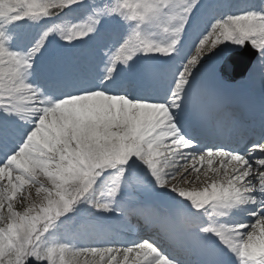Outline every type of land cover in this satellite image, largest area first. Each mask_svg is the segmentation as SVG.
Listing matches in <instances>:
<instances>
[{
    "label": "snow or ice",
    "instance_id": "obj_1",
    "mask_svg": "<svg viewBox=\"0 0 264 264\" xmlns=\"http://www.w3.org/2000/svg\"><path fill=\"white\" fill-rule=\"evenodd\" d=\"M248 47L264 70V3L0 0V264H264V112L235 144L205 125Z\"/></svg>",
    "mask_w": 264,
    "mask_h": 264
},
{
    "label": "rangeland",
    "instance_id": "obj_2",
    "mask_svg": "<svg viewBox=\"0 0 264 264\" xmlns=\"http://www.w3.org/2000/svg\"><path fill=\"white\" fill-rule=\"evenodd\" d=\"M241 50H236L234 52H230V54L241 51ZM252 51H254V49H252ZM226 59H225V61H226ZM210 73L211 72L209 71L206 74V87L208 90L212 86L211 82H210V79H211ZM256 83H257L256 78L253 75H249V73H248V75L245 77L244 81L240 82V89H242L243 91H247L251 87L252 91L253 90L254 91L250 94V97H248V96L247 97L249 99L254 98L253 101L255 102L256 106L264 108V100L260 99L258 96H254L256 93H259V91H261V90H259V87L256 85ZM239 93H240L239 96L243 95L241 92H239ZM132 194L134 195L133 196L134 199H132L128 202L129 207H135L138 203L142 202L140 195H137L134 192ZM156 207L158 208V210L161 213H166L168 211V209L164 208L163 206L156 205ZM89 211H91V209H89ZM105 215L108 216L110 214H105ZM136 219H138L137 222H136ZM133 223H135V225H132ZM102 224H103L104 228H106L110 232L118 233V234L125 236V237H128V238H134L138 234L144 235L143 228H140V227L142 226V224H146V223L143 219H141L135 215H131V216L126 217V218L117 215V216H114L112 219L103 221ZM66 227H68V229ZM72 230H73V225H71V224L66 225L65 229H63V231H68L67 233H70ZM155 233H156V231L154 229V230H152L151 235L153 237H155L154 236Z\"/></svg>",
    "mask_w": 264,
    "mask_h": 264
},
{
    "label": "bare ground",
    "instance_id": "obj_3",
    "mask_svg": "<svg viewBox=\"0 0 264 264\" xmlns=\"http://www.w3.org/2000/svg\"><path fill=\"white\" fill-rule=\"evenodd\" d=\"M246 2L253 4L258 8L262 3H264V0H230V3L236 5L237 7L242 6ZM233 10L235 11L236 9L234 8ZM67 16H70L72 18L73 23H82L85 20L84 15L74 16L71 13H66L63 16V19L66 20ZM251 74L256 78V81H257L256 85L259 87V90H261V91H259L257 96L259 98L264 99V70H262V68H261V63H260L259 59L257 60V62L255 63V66L251 70ZM228 102H231V101H228ZM249 102H251V101L247 100L245 102V105L248 104Z\"/></svg>",
    "mask_w": 264,
    "mask_h": 264
},
{
    "label": "water",
    "instance_id": "obj_4",
    "mask_svg": "<svg viewBox=\"0 0 264 264\" xmlns=\"http://www.w3.org/2000/svg\"><path fill=\"white\" fill-rule=\"evenodd\" d=\"M252 60H253V55H245L242 58V67H243L244 71L248 69V66L250 65Z\"/></svg>",
    "mask_w": 264,
    "mask_h": 264
}]
</instances>
